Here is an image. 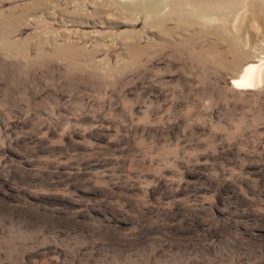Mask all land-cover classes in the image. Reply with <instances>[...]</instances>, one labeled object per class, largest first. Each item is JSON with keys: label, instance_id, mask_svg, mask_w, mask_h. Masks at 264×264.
Listing matches in <instances>:
<instances>
[{"label": "rangeland", "instance_id": "rangeland-1", "mask_svg": "<svg viewBox=\"0 0 264 264\" xmlns=\"http://www.w3.org/2000/svg\"><path fill=\"white\" fill-rule=\"evenodd\" d=\"M200 26V25H198ZM116 0H0V264H264V57Z\"/></svg>", "mask_w": 264, "mask_h": 264}, {"label": "bare ground", "instance_id": "bare-ground-1", "mask_svg": "<svg viewBox=\"0 0 264 264\" xmlns=\"http://www.w3.org/2000/svg\"><path fill=\"white\" fill-rule=\"evenodd\" d=\"M127 9L159 20H175L182 26L199 27L207 35L229 34L250 41L249 28L259 29L264 20V0H116ZM200 25V26H198ZM264 84V57L250 60L233 79L240 89Z\"/></svg>", "mask_w": 264, "mask_h": 264}]
</instances>
